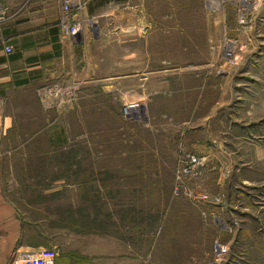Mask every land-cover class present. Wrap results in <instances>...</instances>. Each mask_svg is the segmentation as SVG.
I'll return each instance as SVG.
<instances>
[{
  "label": "rangeland",
  "instance_id": "rangeland-1",
  "mask_svg": "<svg viewBox=\"0 0 264 264\" xmlns=\"http://www.w3.org/2000/svg\"><path fill=\"white\" fill-rule=\"evenodd\" d=\"M211 1L87 0L64 73L2 89L0 186L25 253L264 264V75L247 88L215 66L239 12ZM200 129L215 151L195 152ZM192 154L201 173L182 176Z\"/></svg>",
  "mask_w": 264,
  "mask_h": 264
},
{
  "label": "crops",
  "instance_id": "crops-1",
  "mask_svg": "<svg viewBox=\"0 0 264 264\" xmlns=\"http://www.w3.org/2000/svg\"><path fill=\"white\" fill-rule=\"evenodd\" d=\"M5 2L9 7V16L6 22H0V139L11 128L9 118L2 108V89L27 85L35 77L40 78L50 66L55 68L52 71L59 77L64 73L65 59L61 47L65 38L60 27L61 8L56 0ZM228 5L238 13L236 6L231 3L225 5V10ZM231 18L228 29L236 44V56L234 59L225 54L221 59L217 57L215 66L219 65L223 74H227V67H230L235 71L238 81L243 78L244 87H256L261 84L258 74L264 75V2L250 12L246 27L238 25L239 13ZM6 45H12L14 52H6ZM222 77L225 78L224 75ZM235 86L238 87L239 83L236 82ZM203 129L197 131L198 137L193 140L192 145L197 150L195 152H201L204 147L210 149V152L215 151V141L212 142L210 137L207 140L200 137ZM22 228L14 205L6 199L0 186V264H8L20 252L30 248L23 241ZM141 260L143 258L130 260L122 252H86L73 249L58 253L56 264H141ZM173 261L169 259L165 263H175Z\"/></svg>",
  "mask_w": 264,
  "mask_h": 264
},
{
  "label": "built area",
  "instance_id": "built-area-1",
  "mask_svg": "<svg viewBox=\"0 0 264 264\" xmlns=\"http://www.w3.org/2000/svg\"><path fill=\"white\" fill-rule=\"evenodd\" d=\"M61 8V18L60 27L62 35L76 36L82 30V24L77 18V13L85 6L86 0H56ZM207 4L209 0H206ZM211 2L223 7L231 3L236 6L239 12V21L242 25H248L250 20V12L255 10L257 5L264 0H212ZM219 2V4H218ZM9 7L7 6L5 0H0V22L4 23L8 20ZM245 27V26H244ZM231 44H235L234 40H229ZM5 50L8 53L14 52V47L12 45H6ZM227 56L234 57V51L228 50ZM127 112L129 109H126ZM204 166V161L200 156L192 154L189 156L188 162L182 168V176H198L201 173L202 167ZM12 264H56V259L53 254H41V253H25V251L20 252L13 260Z\"/></svg>",
  "mask_w": 264,
  "mask_h": 264
}]
</instances>
